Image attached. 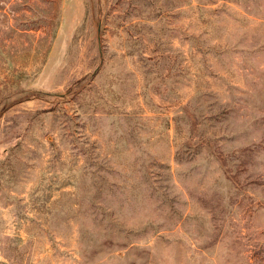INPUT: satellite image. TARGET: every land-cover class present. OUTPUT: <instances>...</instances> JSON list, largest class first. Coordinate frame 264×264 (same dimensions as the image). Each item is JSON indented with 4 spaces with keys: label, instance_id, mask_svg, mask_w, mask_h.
I'll return each mask as SVG.
<instances>
[{
    "label": "rangeland",
    "instance_id": "374dc122",
    "mask_svg": "<svg viewBox=\"0 0 264 264\" xmlns=\"http://www.w3.org/2000/svg\"><path fill=\"white\" fill-rule=\"evenodd\" d=\"M0 264H264V0H0Z\"/></svg>",
    "mask_w": 264,
    "mask_h": 264
}]
</instances>
